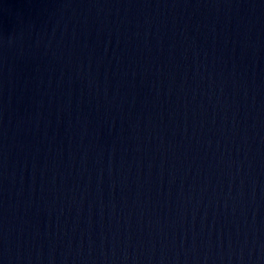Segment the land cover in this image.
<instances>
[{
  "label": "water",
  "instance_id": "obj_1",
  "mask_svg": "<svg viewBox=\"0 0 264 264\" xmlns=\"http://www.w3.org/2000/svg\"><path fill=\"white\" fill-rule=\"evenodd\" d=\"M0 264H264V0H0Z\"/></svg>",
  "mask_w": 264,
  "mask_h": 264
}]
</instances>
